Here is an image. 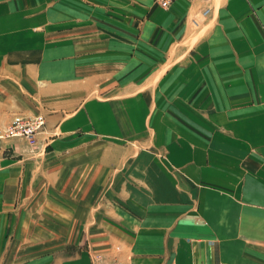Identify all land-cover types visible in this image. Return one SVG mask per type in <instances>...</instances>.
Listing matches in <instances>:
<instances>
[{"label":"crops","instance_id":"0c3cea01","mask_svg":"<svg viewBox=\"0 0 264 264\" xmlns=\"http://www.w3.org/2000/svg\"><path fill=\"white\" fill-rule=\"evenodd\" d=\"M54 1L0 0V264H264V0Z\"/></svg>","mask_w":264,"mask_h":264},{"label":"built area","instance_id":"2783aa9c","mask_svg":"<svg viewBox=\"0 0 264 264\" xmlns=\"http://www.w3.org/2000/svg\"><path fill=\"white\" fill-rule=\"evenodd\" d=\"M156 4L162 8L168 7L173 0H155ZM203 8L202 12H206ZM44 118L41 114L31 116L14 114L4 124H0V141L6 137L22 136L29 144H35V133L42 129ZM109 264H118L112 260Z\"/></svg>","mask_w":264,"mask_h":264},{"label":"rangeland","instance_id":"374dc122","mask_svg":"<svg viewBox=\"0 0 264 264\" xmlns=\"http://www.w3.org/2000/svg\"><path fill=\"white\" fill-rule=\"evenodd\" d=\"M103 1H106V0H103ZM153 1V3L154 4H156V2H155V0H152ZM174 1V0H173ZM201 1V6H202V8L200 9V11H199V14L201 15V16H204L207 12H208V10H209V4H210V0H200ZM65 3H66V6H68V5H80V6H87V7H89L91 4H101V1L100 0H65ZM57 4H58V0L57 1H54L53 2V9H51L50 10V15H48L49 17H51V19H53V18H57V15H58V13H57ZM157 5V4H156ZM160 7V6H159ZM162 8V7H161ZM167 8V7H166ZM203 8H207V11L206 12H202V9ZM192 21L194 22V23H196V19L194 18V19H192ZM129 102H130V109H131V112L135 109L134 107H136L137 105H138V102H136L135 101V99H134V96H133V94H131V96H130V100H129ZM158 110V115L160 114V109H157ZM153 111L154 110H150V112L151 113H153ZM42 115V114H41ZM44 118V117H43ZM84 127L85 126H82V125H80V126H78V130L80 129H84ZM77 130V131H78ZM40 131V130H39ZM38 131V132H39ZM37 132V133H38ZM37 133H35V144H29V143H27V140L25 139V138H23L22 136H13V137H22L24 140H25V142H26V145H27V149L28 150H32V149H34V147L36 146V134ZM6 138H11V137H6ZM3 139H5V138H3ZM2 139V140H3ZM1 142V141H0ZM161 156V158L163 159V163H166V165H169V162L166 160V158H165V156L164 155H160ZM56 222H55V226H54V229H52L51 230V250L53 249V245H54V237H53V234H57V227H56ZM31 224H29V225H26V223H21V224H18V229H17V232H18V234L20 233V228L22 227V228H28L29 226H30ZM55 244H57V243H55ZM69 247V248H68ZM72 245L70 244V245H67V252H66V254L67 255H71L72 254ZM51 255H52V251H51V253H50ZM112 260H114V259H112ZM112 260H110V262L112 261ZM114 261H116V260H114ZM109 262V263H110ZM117 262V261H116ZM108 263V264H109ZM118 263V262H117ZM119 264V263H118Z\"/></svg>","mask_w":264,"mask_h":264}]
</instances>
